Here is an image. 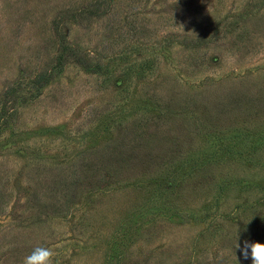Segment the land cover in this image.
I'll return each instance as SVG.
<instances>
[{
  "label": "rangeland",
  "instance_id": "374dc122",
  "mask_svg": "<svg viewBox=\"0 0 264 264\" xmlns=\"http://www.w3.org/2000/svg\"><path fill=\"white\" fill-rule=\"evenodd\" d=\"M245 240L264 0H0V264H251Z\"/></svg>",
  "mask_w": 264,
  "mask_h": 264
},
{
  "label": "clouds",
  "instance_id": "9594fccd",
  "mask_svg": "<svg viewBox=\"0 0 264 264\" xmlns=\"http://www.w3.org/2000/svg\"><path fill=\"white\" fill-rule=\"evenodd\" d=\"M235 247L240 249L245 259L251 258V264H264V243L245 240L242 246L236 243ZM53 257L52 249L36 247L23 259L22 264H53Z\"/></svg>",
  "mask_w": 264,
  "mask_h": 264
},
{
  "label": "trees",
  "instance_id": "16d2710c",
  "mask_svg": "<svg viewBox=\"0 0 264 264\" xmlns=\"http://www.w3.org/2000/svg\"><path fill=\"white\" fill-rule=\"evenodd\" d=\"M82 62V61H81Z\"/></svg>",
  "mask_w": 264,
  "mask_h": 264
}]
</instances>
